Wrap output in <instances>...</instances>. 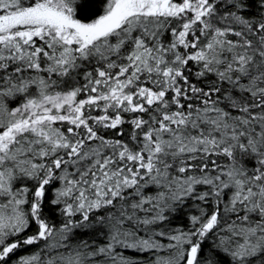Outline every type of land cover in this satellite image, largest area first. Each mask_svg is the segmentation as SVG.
Returning a JSON list of instances; mask_svg holds the SVG:
<instances>
[{
	"label": "snow or ice",
	"instance_id": "1",
	"mask_svg": "<svg viewBox=\"0 0 264 264\" xmlns=\"http://www.w3.org/2000/svg\"><path fill=\"white\" fill-rule=\"evenodd\" d=\"M0 264H264V0H0Z\"/></svg>",
	"mask_w": 264,
	"mask_h": 264
}]
</instances>
